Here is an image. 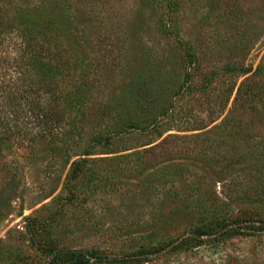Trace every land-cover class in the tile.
Segmentation results:
<instances>
[{"label": "rangeland", "instance_id": "obj_1", "mask_svg": "<svg viewBox=\"0 0 264 264\" xmlns=\"http://www.w3.org/2000/svg\"><path fill=\"white\" fill-rule=\"evenodd\" d=\"M74 2L78 21L73 34L88 67V77L91 82L109 80L106 90L94 93L96 104H101L98 112H103L108 103L111 117L118 116L121 120L117 118L116 123L122 124L126 110L131 108L129 103L135 102L141 90L143 103H154L150 113L142 117L145 121L163 119V127L170 129L156 143L167 135L176 136L180 138L176 147L181 151L182 143H195L200 148L201 143L209 141L214 154L224 149L216 151L218 142L231 150L229 145L235 141H227L220 133L196 140L193 137L218 126L225 117L231 118L229 122L241 128L244 142L256 151L258 164L246 160L247 150L239 153L242 157L235 155V164L231 163L229 172L219 177L205 165L176 163L186 182L183 192L179 190V177H173L167 188L186 196L192 186L201 183L206 191L219 195L220 202L206 204L198 211L207 216L225 215L226 221H232L240 211L259 209L254 202L246 201L247 196L228 193L264 191V110L254 115L245 107L234 106L235 87L246 76L228 78L220 69L231 63L253 71L259 63L264 53V0ZM178 40L192 45L196 65H185ZM182 76L186 77L184 88L177 93L173 86L177 87ZM131 83L136 89L129 91ZM231 84L235 89L222 108ZM163 112H167L165 118L161 117ZM202 127L205 129L196 130ZM150 139L155 135L127 133L108 147L98 145L93 155L83 157L88 161L84 177L68 184L65 175L69 166L63 168L61 161L47 154H30L23 145H15L12 156L24 171V179L11 196L9 214L0 228V264H47L43 252L48 243L62 251H95L110 259L90 264H130L111 259H122L127 253L176 237L198 222L191 221L190 216L197 211L195 203L180 206L176 197L177 204L169 203L160 212L157 199L164 190L141 193L122 187L125 180L134 179V163L132 159L119 161L118 166L127 170L120 173L110 159L147 147L110 152L135 148ZM212 166L209 160L208 167ZM175 167L171 171L178 176ZM141 264H264V231L243 230L221 242L187 252H164Z\"/></svg>", "mask_w": 264, "mask_h": 264}, {"label": "trees", "instance_id": "obj_2", "mask_svg": "<svg viewBox=\"0 0 264 264\" xmlns=\"http://www.w3.org/2000/svg\"><path fill=\"white\" fill-rule=\"evenodd\" d=\"M74 5V0H0V228L9 214L11 196L16 194L24 179V171L12 156L15 145H23L30 154L38 151L41 155L47 154L48 158L61 161L63 168L69 166L65 175L68 184L84 177L88 161L83 157L93 155V149L98 145L108 147L114 141H121L127 133H148L149 136L154 134L155 139L135 148L110 152L117 154L147 147L110 159L120 173L127 172L118 166L123 159H132L134 163L131 169L135 172L134 179L125 180L122 187L141 193L164 190L157 199L160 212L169 203L177 204L176 197H179L177 205L180 206L195 203L197 211L190 216L191 221L198 222L176 237L157 241L154 245L125 254L122 259L111 261L125 263L127 260L130 264H141L164 252H187L218 243L237 236L243 230L264 231V191L229 192L230 196H247L246 201L254 202L259 209L248 213L240 211L232 221H226L225 215L207 216L198 211L206 204L220 202V196L206 191L201 183L192 186L186 196L167 188L173 183V177H179L180 191L186 183L182 181L181 169L175 167L176 163L182 166L205 165L213 176L219 177L229 172L231 163L235 164V155L242 157L239 153L247 150L246 160L255 165L256 151L244 142L239 132L241 128L232 125L229 122L231 118L225 117L218 126L202 135H194L193 139L214 133L224 134L227 141L231 138L235 141L229 145L234 155L221 142L216 144L220 145L216 151L224 149L216 154L210 150L209 141L201 143L200 148L195 143L194 146L188 143L191 147L182 143V152L176 147L180 142L176 136L167 135L156 143L170 129L163 127V119L145 121L142 117L150 113L148 110L154 103H143L139 87L140 92L135 96V102L129 103L131 108L126 110L127 118L122 120V124L116 123L117 118L121 120L118 116L111 117L110 104L106 103L103 112H98L97 106L101 104H96L94 93L106 90L109 80L104 78L91 82L88 77V67L80 56V46L73 34L77 32L78 21ZM178 42L185 65H196L192 45ZM220 70L228 78L246 76L237 87L229 85L222 108L236 88L234 106L245 107L254 115L263 112L264 53L253 71L250 67L241 68L231 63H226ZM185 76L190 79L189 74ZM185 76L177 87L173 86L177 93L184 88ZM186 85L191 87L189 83ZM127 87L129 91L136 89L133 83ZM166 116L167 112L161 114L163 118ZM73 157L79 158L72 161ZM209 160L212 167H208ZM173 167L180 172L178 176L172 173ZM46 245L43 253L48 257L47 264H90L110 260L95 251H62L53 244Z\"/></svg>", "mask_w": 264, "mask_h": 264}]
</instances>
